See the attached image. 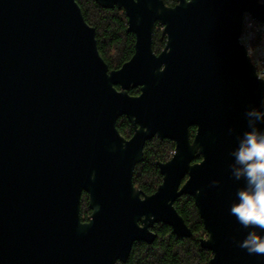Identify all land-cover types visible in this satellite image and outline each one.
I'll return each instance as SVG.
<instances>
[{
    "label": "water",
    "instance_id": "95a60500",
    "mask_svg": "<svg viewBox=\"0 0 264 264\" xmlns=\"http://www.w3.org/2000/svg\"><path fill=\"white\" fill-rule=\"evenodd\" d=\"M94 1L123 9L136 36L134 55L119 69L100 55L76 0H0V264L126 263L134 244L155 241L158 224L192 236L175 208L184 195L206 229L209 264H264V255L235 243L264 232L229 214L244 181L230 175L237 142L227 134L248 130L243 113L264 98L239 43L244 14L264 23V4ZM156 24L166 39L159 54ZM136 88L140 94L130 95ZM122 117L133 126L131 139L117 128ZM155 137L176 147L157 164L162 183L146 195L134 172ZM83 193L92 211L86 222Z\"/></svg>",
    "mask_w": 264,
    "mask_h": 264
},
{
    "label": "trees",
    "instance_id": "16d2710c",
    "mask_svg": "<svg viewBox=\"0 0 264 264\" xmlns=\"http://www.w3.org/2000/svg\"><path fill=\"white\" fill-rule=\"evenodd\" d=\"M80 5L86 22L96 29V39L100 55L110 70L119 69L129 61L135 50V36L128 32V19L123 9L114 7L106 9L94 0H76ZM168 6H175L176 0H163ZM161 27L157 24L154 33L153 48L160 53L165 43L161 41ZM130 95L140 94V89H131ZM117 128L124 138H131L134 129L126 117L119 119ZM191 134L195 129H191ZM175 152V143L155 137L149 140L144 148V158L135 169L134 184L146 195L156 192L162 183L158 163L167 162ZM175 208L183 217L192 236L178 237L171 227L158 224L154 232L156 239L152 244L138 242L134 244L131 255L126 263L116 264H209L212 253L201 247V240L207 236L203 221L191 196L184 195L175 202ZM92 211L89 197L83 193L81 199V218L89 220Z\"/></svg>",
    "mask_w": 264,
    "mask_h": 264
},
{
    "label": "clouds",
    "instance_id": "9594fccd",
    "mask_svg": "<svg viewBox=\"0 0 264 264\" xmlns=\"http://www.w3.org/2000/svg\"><path fill=\"white\" fill-rule=\"evenodd\" d=\"M264 4V0H259ZM264 30V26L245 13L243 16V31L239 43L245 48L247 56L251 58L264 57V44H254L256 32ZM258 80L264 82V75ZM248 130L240 134L235 127H229L227 134L234 136L237 146L229 155L232 163L229 172L235 181H244V186L237 189L236 200L230 206L229 214L245 229H260L264 232V98L259 108L248 106L244 113ZM219 181H213V187H218ZM236 246L246 250L249 255H264V235L252 230L242 241H235Z\"/></svg>",
    "mask_w": 264,
    "mask_h": 264
},
{
    "label": "built area",
    "instance_id": "2783aa9c",
    "mask_svg": "<svg viewBox=\"0 0 264 264\" xmlns=\"http://www.w3.org/2000/svg\"><path fill=\"white\" fill-rule=\"evenodd\" d=\"M257 23H258V25L264 26V23H259V22H257ZM242 31H243V28H242ZM252 43L257 44V45L264 44V30H260V31L256 32L255 38L252 41ZM251 60H252L253 64L256 66V68H257L258 76L259 75H264V57H255V58H251Z\"/></svg>",
    "mask_w": 264,
    "mask_h": 264
},
{
    "label": "flooded vegetation",
    "instance_id": "af4514ba",
    "mask_svg": "<svg viewBox=\"0 0 264 264\" xmlns=\"http://www.w3.org/2000/svg\"><path fill=\"white\" fill-rule=\"evenodd\" d=\"M157 25V24H156ZM159 25V24H158ZM156 27V26H155ZM155 33V32H154ZM133 34V33H132ZM134 35V34H133ZM135 36V35H134ZM161 41H164V43L166 44V39H162V32H161ZM153 43H154V35H153ZM135 45H136V36H135ZM152 47H153V45H152ZM164 47H165V45H164ZM164 47H163V49H164ZM162 49V50H163ZM153 50H154V48H153ZM161 50V51H162ZM161 51H160V53H161ZM155 52V51H154ZM134 53H135V50H134ZM156 53V52H155ZM156 54H159V53H156ZM134 55V54H133ZM140 89V88H139ZM192 129V128H191ZM191 129H190V131H191ZM193 129H195V133L194 134H191V132H190V140H191V142H193V139H194V137H195V134H196V128L195 127H193ZM127 139V138H126ZM129 139H131V138H129ZM175 143V142H174ZM175 147H176V144H175ZM174 154V153H173ZM172 158V157H171ZM202 160V158H197V159H195L194 160V162L193 163H197V162H200Z\"/></svg>",
    "mask_w": 264,
    "mask_h": 264
},
{
    "label": "rangeland",
    "instance_id": "374dc122",
    "mask_svg": "<svg viewBox=\"0 0 264 264\" xmlns=\"http://www.w3.org/2000/svg\"><path fill=\"white\" fill-rule=\"evenodd\" d=\"M162 30V29H161ZM206 238V237H205Z\"/></svg>",
    "mask_w": 264,
    "mask_h": 264
}]
</instances>
